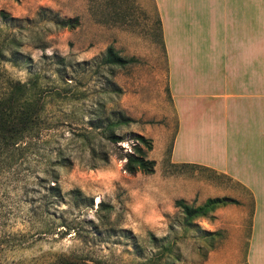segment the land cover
Masks as SVG:
<instances>
[{
  "label": "rangeland",
  "instance_id": "1",
  "mask_svg": "<svg viewBox=\"0 0 264 264\" xmlns=\"http://www.w3.org/2000/svg\"><path fill=\"white\" fill-rule=\"evenodd\" d=\"M109 46L128 61L105 63ZM178 76L154 0H0V95L24 82L39 100L30 136L0 148V264H247L249 191L171 159ZM127 152L154 171H126ZM214 197L238 202L185 225L176 200Z\"/></svg>",
  "mask_w": 264,
  "mask_h": 264
},
{
  "label": "crops",
  "instance_id": "2",
  "mask_svg": "<svg viewBox=\"0 0 264 264\" xmlns=\"http://www.w3.org/2000/svg\"><path fill=\"white\" fill-rule=\"evenodd\" d=\"M154 2L168 74H179V84L169 86L177 116L171 159L214 170L249 191L246 263L264 264V0ZM179 143L186 153L175 160Z\"/></svg>",
  "mask_w": 264,
  "mask_h": 264
},
{
  "label": "trees",
  "instance_id": "3",
  "mask_svg": "<svg viewBox=\"0 0 264 264\" xmlns=\"http://www.w3.org/2000/svg\"><path fill=\"white\" fill-rule=\"evenodd\" d=\"M5 16V15H3ZM69 21H60L62 25H65ZM70 24V23H69ZM160 32H161V21L159 18ZM162 37V35H161ZM163 41V39H162ZM164 46V42H163ZM165 52V47H164ZM105 63L123 65L128 59L119 55L112 46L106 49L103 56ZM7 83V87L0 95V148L1 150H7L9 148L18 147L20 144L30 136L31 131L34 130L33 122L38 118L39 111L38 107L39 100L35 94L26 95L27 84L24 82H16L14 85ZM34 97V99H33ZM128 117L121 116L120 122H127ZM138 138L145 143L148 148H151L152 142L145 139L144 136L139 135ZM113 141H118L116 135L112 137ZM123 157L125 160V170L134 173L141 171L144 173H151L154 171L155 161L147 158L143 153H124ZM190 164V163H182ZM236 199L230 197H214L207 198L202 205L193 206L186 203L184 200H176V206L179 207L184 215L183 221L185 225L192 224L193 220L199 216H206L216 208L226 205L228 203H237ZM56 264H80L77 261L64 258Z\"/></svg>",
  "mask_w": 264,
  "mask_h": 264
}]
</instances>
